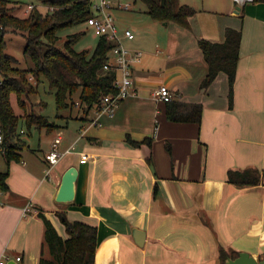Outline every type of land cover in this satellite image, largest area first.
<instances>
[{
	"label": "crops",
	"instance_id": "obj_1",
	"mask_svg": "<svg viewBox=\"0 0 264 264\" xmlns=\"http://www.w3.org/2000/svg\"><path fill=\"white\" fill-rule=\"evenodd\" d=\"M180 4L196 9L190 27L158 20L147 21L145 30L123 26L135 34L125 44L142 53L133 65L134 93L113 116L81 105L64 111L54 131H64L60 149L75 152L53 167L51 178L45 155L56 134L38 149L23 143L20 161L8 164L3 156L10 171L9 189L0 191L4 264H40L39 212L64 234L54 215L60 209L97 226L95 264H220V244L264 257V2ZM229 27L242 28L232 101L225 72L202 85L208 64L199 47L200 39L223 42ZM161 84L171 101L201 103V121L170 120L168 102L155 95ZM78 151L88 152L89 161L80 163ZM72 165L79 169L76 198L57 202ZM249 167L259 169L258 184L229 181V170ZM135 227L144 230L142 244Z\"/></svg>",
	"mask_w": 264,
	"mask_h": 264
},
{
	"label": "trees",
	"instance_id": "obj_2",
	"mask_svg": "<svg viewBox=\"0 0 264 264\" xmlns=\"http://www.w3.org/2000/svg\"><path fill=\"white\" fill-rule=\"evenodd\" d=\"M57 8L53 12H43L38 6L26 16L9 14L5 6L11 0H0V23L11 24L27 31L25 53L30 56L31 65L28 68L15 66V57L6 51L5 41L0 38V128L3 131V141L0 150L9 164L22 159L21 148L26 142L21 138L19 125L22 121L31 130L33 126L47 132L54 131L56 123L41 113H36L32 107L29 110L27 100L38 93V83L45 78L51 89H55V99L58 116L76 105L83 108H93L104 95L116 93L114 85L115 72L105 69L104 64L108 53L114 46L113 41L100 37L91 54L88 50L78 51L74 43L81 34H72L67 39L65 49L55 44L59 39V31L77 23L86 22L91 14L88 0H38ZM146 6V12L155 20L173 21L185 27H190V17L196 9L189 4H180V0H141ZM264 2V0H252ZM242 28L229 27L223 42H213L207 39L199 40V47L208 64V73L202 85L204 87L216 78L220 72L228 75L230 98L233 100L236 68L240 57ZM53 43V45L51 44ZM35 79V82L32 78ZM80 92V100H74L73 95ZM18 98L21 111L13 105L12 95ZM34 105V103H32ZM167 116L173 121H196L202 119L203 105L201 103H182L168 101ZM150 144V141H146ZM134 145L140 143L132 142ZM9 169L0 171V191H7ZM230 182L238 186H251L260 182V171L257 168L231 169L228 172ZM57 223L64 227L61 234L56 224L42 210L39 217L45 224L44 242L42 245L40 264H95L98 245V229L96 225L82 220H71L65 209L57 210ZM60 226V225H59ZM239 252L228 250L219 245L220 264H225L228 256L236 257Z\"/></svg>",
	"mask_w": 264,
	"mask_h": 264
},
{
	"label": "rangeland",
	"instance_id": "obj_3",
	"mask_svg": "<svg viewBox=\"0 0 264 264\" xmlns=\"http://www.w3.org/2000/svg\"><path fill=\"white\" fill-rule=\"evenodd\" d=\"M110 1L114 5L112 9L113 16L120 28H123V26H130L145 30L148 26L147 21H155V19L146 12L147 6L141 0ZM30 3L36 4L41 11L48 12V5L41 3L38 0H11V2H9L4 9L9 14L26 16L28 13L25 12V9ZM128 3H130L129 8H125L124 6ZM75 33L82 34L74 43V48L78 51L88 50V53L91 54L95 49L100 37L94 33V30L89 27L86 22L77 23L75 25L61 29L59 31V39L55 44L60 49H65L67 39H70V35ZM26 35L27 31L14 25H0V38L2 37L1 41H5L6 51L15 57L16 60L14 64L20 68H28L32 63L30 56L25 53V46L27 43ZM51 44L53 45V43ZM32 80L35 82V79L32 78ZM38 89V93L33 95L30 100H27L29 110H31L33 107L36 113L46 115L52 122H59L61 119H63V117L58 116L55 89H51L48 81L45 78L39 81ZM73 98L75 101H79L80 92L78 91L74 93ZM12 102L16 110L20 112L21 108L18 103V98L15 94L12 95ZM32 103H34V105H32ZM76 108L78 109V107L75 106L74 110H76ZM64 111L65 110L61 112V115L64 114ZM70 125H72V123ZM21 128H25L27 131V133L21 134V138L26 142L27 145L34 149H38L40 143L46 144L48 139L53 137L59 131V129H56L55 131L48 133L45 128L40 130L35 126L29 130L23 121L19 125V130ZM0 169L1 171L9 169L3 158L1 150Z\"/></svg>",
	"mask_w": 264,
	"mask_h": 264
},
{
	"label": "built area",
	"instance_id": "obj_4",
	"mask_svg": "<svg viewBox=\"0 0 264 264\" xmlns=\"http://www.w3.org/2000/svg\"><path fill=\"white\" fill-rule=\"evenodd\" d=\"M91 14L88 17L86 23L94 30V33L99 37H106L113 41L114 46L108 53L107 60L104 64L105 69H111L115 72L114 85L117 88L116 93H109L103 96L101 101L97 103L94 108L97 115L109 114L114 115L116 107L121 100L133 94V65L136 61L140 60L141 51H132L124 42V39H133L135 37L134 32L130 28H120L117 24L112 9L114 5L110 0H88ZM35 6L34 3L28 4L25 9L26 13H30ZM130 3L124 7L129 8ZM57 7L48 5V11L53 12ZM1 25V23H0ZM1 65V62H0ZM2 78H0V84ZM155 95L160 100L168 102L172 100V92L168 85L161 84L156 90ZM79 101H77V104ZM97 121V119H96ZM24 132L23 129L20 130ZM64 138V132L59 130L52 142L51 149L46 153L45 159L47 161L46 177H52V169L60 160L67 154L75 152L74 146L68 147L65 150L60 149V144ZM3 141V131L0 128V143ZM80 157V163H86L89 161L90 156L86 151L77 152ZM30 206H27L24 210L28 212ZM17 260H21V257H17ZM5 261L1 260L0 264H4Z\"/></svg>",
	"mask_w": 264,
	"mask_h": 264
},
{
	"label": "water",
	"instance_id": "obj_5",
	"mask_svg": "<svg viewBox=\"0 0 264 264\" xmlns=\"http://www.w3.org/2000/svg\"><path fill=\"white\" fill-rule=\"evenodd\" d=\"M78 177L79 169L76 165L70 166L65 171L59 189L55 195L57 202L69 203L75 200ZM133 232L136 242L142 244L145 237L144 230L135 227ZM12 262L16 261L14 260ZM12 262L9 264H12ZM225 264H264V257L258 259L249 252L241 251L236 257L228 256L225 260Z\"/></svg>",
	"mask_w": 264,
	"mask_h": 264
}]
</instances>
